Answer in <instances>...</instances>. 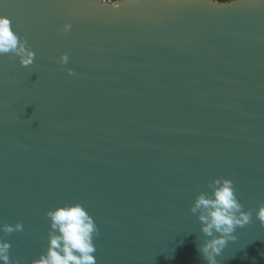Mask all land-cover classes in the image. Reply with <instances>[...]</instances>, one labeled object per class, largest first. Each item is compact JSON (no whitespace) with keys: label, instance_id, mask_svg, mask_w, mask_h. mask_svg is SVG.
Listing matches in <instances>:
<instances>
[{"label":"water","instance_id":"obj_1","mask_svg":"<svg viewBox=\"0 0 264 264\" xmlns=\"http://www.w3.org/2000/svg\"><path fill=\"white\" fill-rule=\"evenodd\" d=\"M249 4L0 0L35 53L0 55V223L23 225L0 233L11 260L44 250L46 210L79 202L96 264H206L189 206L223 176L252 215L218 264H264V5Z\"/></svg>","mask_w":264,"mask_h":264},{"label":"clouds","instance_id":"obj_2","mask_svg":"<svg viewBox=\"0 0 264 264\" xmlns=\"http://www.w3.org/2000/svg\"><path fill=\"white\" fill-rule=\"evenodd\" d=\"M131 0H97L102 6L119 9L122 4ZM217 8H224L238 0H207ZM252 5H264V0H249ZM71 25L65 23L62 32H68ZM11 54L21 66L33 63L35 53L13 29L8 17L0 15V55ZM10 57V58H11ZM69 57L61 53L57 63H68ZM73 75L72 69L67 70ZM207 191L196 194L189 211L199 221L200 233L206 238L198 243L197 251L206 264H218L216 259L228 241H235L233 235L237 227H243L251 221V211H245L236 196L233 182L223 176L214 177L206 182ZM47 242L44 250L33 258L29 264H96L94 237L99 229L93 217L79 202L63 203L46 210ZM256 218L264 226V203L256 210ZM23 231L20 222L15 224L0 223V233L5 236ZM11 244L0 237V264H18L10 259Z\"/></svg>","mask_w":264,"mask_h":264},{"label":"snow or ice","instance_id":"obj_3","mask_svg":"<svg viewBox=\"0 0 264 264\" xmlns=\"http://www.w3.org/2000/svg\"><path fill=\"white\" fill-rule=\"evenodd\" d=\"M137 4V0H131L130 3H127L128 6H135ZM249 7L253 6L252 4L248 5Z\"/></svg>","mask_w":264,"mask_h":264}]
</instances>
